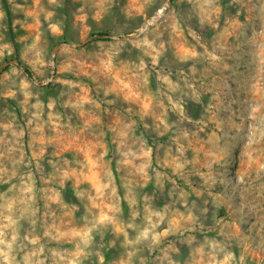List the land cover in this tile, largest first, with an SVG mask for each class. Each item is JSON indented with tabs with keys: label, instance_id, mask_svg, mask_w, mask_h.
<instances>
[{
	"label": "rangeland",
	"instance_id": "1",
	"mask_svg": "<svg viewBox=\"0 0 264 264\" xmlns=\"http://www.w3.org/2000/svg\"><path fill=\"white\" fill-rule=\"evenodd\" d=\"M0 67V264H264V0H0Z\"/></svg>",
	"mask_w": 264,
	"mask_h": 264
},
{
	"label": "trees",
	"instance_id": "2",
	"mask_svg": "<svg viewBox=\"0 0 264 264\" xmlns=\"http://www.w3.org/2000/svg\"><path fill=\"white\" fill-rule=\"evenodd\" d=\"M94 36H98V37H107L108 34H106V33H98V34H95Z\"/></svg>",
	"mask_w": 264,
	"mask_h": 264
},
{
	"label": "water",
	"instance_id": "3",
	"mask_svg": "<svg viewBox=\"0 0 264 264\" xmlns=\"http://www.w3.org/2000/svg\"><path fill=\"white\" fill-rule=\"evenodd\" d=\"M169 1V0H168ZM57 47H55V49H56ZM16 60H12V62H15ZM7 64H9V61H7V62H4L3 64H2V66L1 67H3V66H5V65H7ZM1 67H0V69H1Z\"/></svg>",
	"mask_w": 264,
	"mask_h": 264
}]
</instances>
